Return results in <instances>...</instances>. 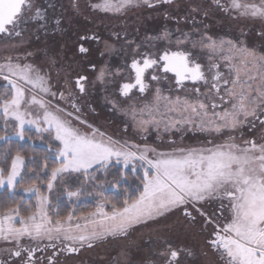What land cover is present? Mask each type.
Wrapping results in <instances>:
<instances>
[{"label":"snow or ice","instance_id":"1","mask_svg":"<svg viewBox=\"0 0 264 264\" xmlns=\"http://www.w3.org/2000/svg\"><path fill=\"white\" fill-rule=\"evenodd\" d=\"M173 2L174 0H156V3L161 4ZM213 2L226 12L234 11L242 17L264 19V0H259V3L250 0H229L227 6L221 0ZM136 3L137 0H102L94 7L105 13H120ZM142 3L148 8L156 6L153 0H142ZM33 9L35 12L30 16L32 20H46L44 9L37 6L35 0H0V35L19 37L21 25L27 22L26 17L33 13ZM196 10L193 8V11ZM54 23L59 26L60 20L56 19ZM260 35L264 36V32ZM114 36L117 40L122 38L120 33H115ZM184 36L187 39V33ZM169 37L170 33L164 31L155 39ZM123 38L127 40L126 36ZM206 39L211 40L210 37ZM79 40L98 41L99 38L85 34L81 35ZM183 42L184 40H177V43ZM202 43L204 47L214 51L222 50L224 44L221 41L220 45H217L214 40ZM228 44L231 45L228 51L233 55L224 58L230 63L239 58L236 53L244 57L241 62L245 66L248 64V57L256 59L253 50L232 41H228ZM105 47L111 49L112 45L106 43ZM88 51L89 48L84 43L79 45L80 53L86 54ZM259 60L264 61V56L259 57ZM257 67L259 71L264 72V63ZM130 68L134 73V82L123 83L120 87V95L125 97L136 88L141 93L145 92L147 87L145 73L150 69L154 70L152 80L161 79L155 74L157 70L165 74L171 73L176 85L181 87L185 81L195 84L205 80L200 64L193 62L189 54L182 50H165L158 57L137 51ZM104 76L105 73L101 70L97 78L103 81ZM255 79V76H249V80ZM0 80L6 81L9 86L6 87L5 93L0 95V113L3 114L6 125L10 120L16 122L14 125L16 137L20 141H25L28 129L35 128L37 133L46 132L59 142V148L52 161L56 166L51 168V174L47 179L48 193L53 191L54 182L64 178V174H82L81 189L90 183L96 184L101 180V175L107 176L113 159L117 165L122 164L123 169L131 166L133 174H137L138 166L143 172L142 177H139L142 185V188L137 189L139 195L135 198L126 195L122 205L110 201L105 196L108 189L104 182L96 184L92 192H87V195L99 198L96 211L88 213L87 217H81L85 220L83 225L79 222L72 224L75 219L74 213L53 220L49 215V195L35 184L26 188L24 191L36 199L33 210L27 215H22L18 206L8 208L0 215V240L15 244L18 249L12 251L11 256L21 257L22 253H26L24 264H34L37 251L51 248L53 252L47 260L48 264H55L59 253H76L85 246L92 248L95 241L125 236L136 226L147 225L167 214L179 211L191 223L199 219L205 228L214 225L211 234L213 238L208 242L220 253L224 264H264V143L244 141V146H241L235 143V137L232 135L245 123L255 127L258 120L264 125V86L253 89L251 84L240 83L237 75L232 84L235 86L239 83L240 91L227 89L232 99L219 97L223 105L231 107L217 111L220 105L213 101L210 118L206 104L200 103L197 108L194 105H187L185 101V110L190 107L200 118L197 128L217 134L226 132L229 134L228 139L211 147L179 148L174 152L165 153L148 147L139 149L135 145L129 146L127 142L120 143L111 137L105 138L104 133L98 134V129L91 125H88L90 131L84 133L73 126L71 120L58 114L66 112L65 109L56 106L55 112L50 111L44 96L51 95L55 99L57 93L51 91L45 76L30 64L13 62L8 58L0 63ZM85 80L86 76H79L75 82L81 94L85 92V85L82 83ZM211 87L219 92L215 83ZM29 89L32 92L30 97L26 96ZM196 91L200 90L197 88ZM38 93L43 95L38 98ZM59 98L64 100L65 94L60 92ZM176 103H180L179 99ZM32 106H38L43 110V126L39 117L30 118L29 109ZM71 107L76 113L80 111L74 102ZM66 115L80 124L87 125V121L72 112H66ZM153 122L159 125V121L149 120H141L140 124ZM26 125L28 129L25 128ZM5 139V136H0V140ZM149 152L152 153L151 158ZM44 159L46 163L41 171H45L47 175L48 157ZM25 167V158L19 152L11 157L8 167L0 166V190H6L14 197L18 184L24 179L22 173ZM123 169L120 171L119 179L111 184L113 189L127 179V173ZM28 171L32 172L33 169L28 168ZM36 176L39 179V172ZM81 189L75 191L65 189L68 200L79 199L83 194ZM109 205L110 210H106ZM25 238L36 244V247L23 246ZM42 241H47L45 248L39 247V242ZM162 255L165 257V264H179L180 251L170 245Z\"/></svg>","mask_w":264,"mask_h":264},{"label":"rangeland","instance_id":"2","mask_svg":"<svg viewBox=\"0 0 264 264\" xmlns=\"http://www.w3.org/2000/svg\"><path fill=\"white\" fill-rule=\"evenodd\" d=\"M221 2L227 6L229 0H221ZM250 2L259 3V0H250ZM153 3H156V0H153ZM193 8L197 10L193 11ZM79 10V12L82 11V9ZM96 25L102 26L105 30L107 38L103 46L107 55H114L117 51L116 49L119 48L116 45L121 44L122 49H124V56L127 52L129 57L134 55L137 51H140V45H142L148 50H182L187 51L192 55H198V53H200L208 58V60L204 59V62L207 64L213 63L210 58H217L216 55L218 52L227 56L229 53L228 49L231 47V45L228 44V41H232L233 43L245 46L250 50L259 52L258 44L261 42L262 37H264L262 35H260L261 37L258 35V33L264 32V19L242 17L234 11H228L227 13L226 11H222V9L218 7L213 0H174L172 4L156 3V6L153 8H148L142 3V0H137L136 4L120 13H106L104 18L99 19L98 23L96 22ZM164 31H168L170 33V37L168 39H155V37L161 36ZM115 33H120L122 38L117 40L114 36ZM185 33H187V39H185ZM124 36L127 37V40L123 38ZM206 37H210L217 45H220V42L223 41V49L214 51L204 47L202 41L204 43L211 42V40H207ZM178 39L184 40V42L177 43ZM127 41H134V43L129 44ZM106 43L111 44L112 48H106ZM136 44L139 45V48H137ZM262 47L264 49V45ZM15 48L16 47H12L9 52V58H11L13 62L17 60L13 57L16 55L15 52H17ZM263 49L261 48L260 50L264 51ZM27 53L29 56V52ZM263 53H261V56H264ZM230 55H233V53ZM235 55L239 58L233 60L228 65L229 70L232 69L234 79L238 75L240 83L246 82L247 84H251L253 89L258 86H264V73L259 71L257 67V65L264 63V61L255 59V62H251V57H248V64L245 66V64L241 62L244 60V57H241L240 59L238 53ZM7 59L8 58H6V60ZM32 67L36 70L34 66ZM47 67L48 68H46L43 73H45V78L49 82L51 91L53 90L52 87L55 86L53 90L55 93L63 91V93L66 94L70 92L71 82L68 78L69 75H67V72L62 71L61 67L55 68L51 65H48ZM101 70L105 73L103 81L107 75L110 77L111 74V70L109 68L101 67L99 72L95 73L92 77L93 79L95 78L93 83H96L97 85H102L103 83V81L97 78ZM230 76L231 75H229V77ZM249 76H255L256 79L249 80ZM111 77H113L112 74ZM228 80L229 79H227V81ZM5 83L6 85L4 87H9L7 86L6 81ZM234 87L240 88L239 83ZM232 88L233 87L231 86L230 89L232 90ZM234 91L236 90L234 89ZM95 94L98 93L96 92ZM31 95L32 92L29 89L26 92V96L30 97ZM158 95L159 99H157ZM226 96L227 99H232V97L228 94H226ZM191 98L192 101L195 100L194 97ZM178 99L180 101L179 104L176 103ZM101 100L103 103L101 102L100 106L104 104V100ZM192 101H186L188 102L187 105L195 106ZM141 102L145 105L146 109H140L138 112V110L133 108L132 114L126 113V123L124 122L125 127H129L131 132L135 134L139 133L141 135L142 133H147L148 136H150L151 133H153L156 138L155 140L151 138L148 140L134 139L126 131H121L119 125L120 123L116 122V119H113L115 122L109 119L110 124H107V120L104 121V119L99 116H91L86 118L87 125H83L79 124L71 117H65L63 114H58L65 119L71 120L73 126L78 127L84 133L90 131L88 125L92 124L91 126L98 129V134H105V138L111 137L113 140L119 141L120 143L127 142L129 146L135 145L138 146L139 149H143L144 147H148L149 149L154 148L157 152L171 153L179 148L189 149L211 147L218 143H224L228 139L229 134L226 132L217 134L215 132L201 131L199 128L195 127V124L199 123L200 118L191 111L190 107L185 110L186 105L184 101L181 100L180 93L174 91L172 84H170L169 101H164L160 97V93H157V89H154L153 96L146 97ZM111 105H113V107H117L113 103H111ZM230 107L231 105L228 106V108ZM149 109H151L150 113ZM29 111L31 113L30 118L36 119L39 117L41 126H43V110L39 109L38 106H32ZM133 113H135V118H133ZM0 115L3 118V114L0 113ZM141 120L159 121V125L154 122L141 125ZM186 120H190L191 122L185 123L184 121ZM176 121H181V123H175ZM12 122L16 123L15 121ZM188 124H190V126H188ZM255 125L257 126L258 124L255 123ZM251 126V124L245 123L232 133L235 137V143L241 146H244V141L254 140L257 144L264 143V127L257 126L256 129H252L250 132L249 129L252 128ZM25 128L28 129V126L26 125ZM187 129H191V131L185 132ZM193 131H196V133L201 131L203 135L206 133L205 139H192L194 137H190L189 135L193 133ZM27 132L34 134L39 138L46 136L51 141L59 145V142L55 141L52 136L46 132L37 133L35 128L28 129ZM180 136H183L184 138H180ZM11 139L23 143L27 141V136L25 141H20L16 137L14 130V135H12ZM117 147H119V144H117ZM132 150H136V148H132ZM56 152L53 153V158ZM149 156L151 158V152H149ZM137 164H139V162H137ZM111 166H115L120 170L123 169V165H117L114 159L111 161L109 167ZM123 170L130 171L132 173L131 166H129L128 169ZM74 174L75 173L64 175ZM137 174L139 177H142L143 175L139 166L137 167ZM20 193L26 198L33 199L34 205L36 204L34 196L26 193L24 190H21ZM45 194H48L47 188ZM64 199L68 203L74 205H76L79 201V199L69 201L66 195ZM31 210H33V208ZM20 211L22 215H27L30 209L20 208ZM95 211L96 209L93 212ZM49 215L53 218V220L56 219L50 213ZM77 222L83 225L85 220L81 219V217H77L72 221V224L74 225ZM222 222L223 221L221 220V223ZM185 223L186 220L181 216L179 211L170 213L164 217L158 218L155 221L149 222L147 225H139L130 229L128 234L123 237H108L102 241H95V248H93V250L86 255L91 257L96 256V259L100 264H131L132 259L134 256H137V254L138 260L140 261L145 259L150 253V255H153L152 258L155 259L154 255H158L157 252L163 244H166V242L170 243V241H172V243L178 242L180 240L181 242H185L192 250L195 251L196 257L192 258V264H218L216 263L215 256L221 257L220 253L216 250H214V252L211 248L207 247L202 240V234H198L196 229L188 223L184 226ZM200 223H202L201 220ZM17 226L19 225L17 224ZM146 237H148V240H146ZM136 243H138L137 254L135 251V247L137 245ZM46 244L47 241L39 242V247ZM23 246L36 247V244L25 238ZM15 250H18L15 244L0 240V264L6 256H9L10 253ZM113 256L115 257L114 260L111 259ZM222 260L224 261L223 258ZM68 261L70 262L71 260ZM64 263L68 262L65 261Z\"/></svg>","mask_w":264,"mask_h":264},{"label":"flooded vegetation","instance_id":"3","mask_svg":"<svg viewBox=\"0 0 264 264\" xmlns=\"http://www.w3.org/2000/svg\"><path fill=\"white\" fill-rule=\"evenodd\" d=\"M101 2L102 0H35L36 5L44 9L46 20H32L30 16L35 12V9H33V13L26 17L27 22L21 25V35L19 37L15 35H0V63L5 62L6 58L10 57L9 52L11 51V48L16 47L15 49L17 52H15L16 55L13 56L17 59L15 62L30 64L43 76H45L43 71L48 68V65L54 66L55 68L61 67V70L67 72V75H69L68 78L71 82V91L65 94L64 100L59 98V93L63 91L56 92L57 96L55 99H53L51 95L44 96L49 110L56 111V106H59L60 108L65 109L66 112H72L74 115L80 116L85 121L88 117L99 116L104 119V121L107 120V124H110V120L114 121L113 119H116V122L120 123L121 131H126L134 139L148 140L151 138L155 140L156 138L153 133H151L150 136H148L147 133H142L141 135L139 133L135 134L131 132L129 127H125L124 124V122L126 123V113L132 114L133 108L138 110V112L140 109L143 110L145 105H143L141 101L146 97H152L154 89H159L160 97L164 101H169L170 84H172L174 91L180 93L181 100L184 102L192 101L191 97H194L195 100L192 102H194L197 108H199L200 103L206 104L208 106L207 110L209 112V118L211 117V104L213 101H216L217 104L220 105L216 110L221 111L224 107H228L229 105H223L219 97L224 95L227 98L226 94H228V92L226 90L230 89L231 86L233 87V91L234 89L237 92L240 91V88H235L232 84L234 77L232 69L229 70L228 67L230 62L224 59L225 55L218 52L216 55L217 58H210L213 63L207 64L204 62V59L208 60V58L203 54L198 53V55H192L185 51L189 54L190 59L193 62L200 64L205 80L198 81L195 84L191 81H185L184 85L181 87L176 85L175 78L169 73L165 74L158 70L155 74L160 76L161 79L159 81L152 80L151 75L154 70L150 69L145 73V83L147 87L144 93L139 92L138 88H136L133 89L127 97L121 96V85L123 83L134 82V73L130 68V64L137 52L129 57L126 52V55L124 56V49H122L121 44H118L116 46L119 48L116 49L117 51L114 55H107L103 46L107 38L105 30L102 26L96 25V22L98 23L99 19L104 18L106 15L105 12L94 7V5ZM78 7L79 9H82L81 12H79L80 10ZM222 11L224 10L222 9ZM56 19L60 20L59 26L54 23V20ZM85 34L89 36L95 35L99 40L80 41L79 37ZM258 35L260 36V33H258ZM81 43H84L85 46L89 48L88 53L83 54L79 52V45ZM263 45L264 37H262L261 42L258 44V51L260 53L253 50L256 53V59H259L261 53L264 52L260 50L261 48L263 49ZM140 48V53L156 57L162 55L164 52L163 49L148 50L142 45H140ZM27 52H29V56ZM230 54L231 53L229 52L227 56ZM241 57L242 56H240V59ZM136 58L139 59L138 56ZM251 62H255V59L252 57ZM101 67L109 68L113 77H111V74L110 77L107 75L102 85H97L96 83H93L95 78L93 79L92 77L95 73L99 72ZM229 75L231 76L229 77ZM79 76L87 77V80L82 81L85 85V92L83 94H81L79 89L75 86L76 79ZM213 77H218V79L214 80ZM227 79L229 80L227 81ZM225 81H227V83H225ZM0 82V95H3L6 89L4 87L6 83L4 80H0ZM214 83L219 88V92L211 87ZM52 88L54 90L55 86ZM197 88L200 90L199 92L196 91ZM53 90L52 92H54ZM96 92L98 94H95ZM41 95L43 94H38V97ZM101 99L104 100V104L100 106V103L102 102ZM73 102L80 108L78 113H76L71 107ZM111 103L115 104L117 107H113ZM66 112H60L59 114L68 117ZM77 122L79 123V121ZM256 123L258 124V127H264V125H261L258 120ZM196 125L197 124H195V127ZM188 126H190V124H188ZM257 126H251L252 128H250L249 131L251 132L252 129H256ZM190 131L191 129L185 130V132ZM189 136L194 137L192 139L204 140L206 133L203 135L201 131L198 133L193 131ZM180 138L184 137L180 136ZM181 216L184 218L183 215ZM187 223L194 227L198 234H202L204 244L214 251L215 249L208 242L213 238L211 234L214 225H208L205 228L203 224L200 223L199 219L195 223L186 220L184 226ZM146 240H148V237H146ZM170 243H172V241H170ZM170 243L166 242V244L162 245L157 252L158 255H154L155 259L152 258L153 255H150V253L142 261L138 260V243H136L135 251L137 256H134L131 264H165V257L162 255V252L166 251L169 245L173 249L180 251V264H190L192 258L196 257L195 251L185 242L179 240L178 242H173L175 244ZM45 246L46 245H43L40 248H45ZM93 248H95V246L92 248L85 246L76 253H59L56 257L55 264H100L98 263L96 256L91 257L86 255L91 252ZM52 252L53 249L51 248H47L45 251H37L34 264H48L47 257H49ZM114 258L115 257L113 256L111 259L114 260ZM215 259L216 263L224 264V261L220 256H215ZM25 260L26 253H22L21 257H13L9 255L3 259L1 264H24ZM68 260L71 261L69 262ZM65 261L68 263H64Z\"/></svg>","mask_w":264,"mask_h":264},{"label":"trees","instance_id":"4","mask_svg":"<svg viewBox=\"0 0 264 264\" xmlns=\"http://www.w3.org/2000/svg\"><path fill=\"white\" fill-rule=\"evenodd\" d=\"M14 125L15 123L9 121L5 124L4 119L0 115V136H5V140H0V166L8 167L10 165L11 157L16 155L17 152L25 158L26 167L23 170V181L18 184L17 191L14 197L9 194L6 190H0V215L8 208H23L32 209L34 206L33 199L26 198L20 193L21 190L29 188L31 185L35 184L40 187L44 193L47 188V179L51 174V168L56 165L52 162L54 160L53 153L59 148V145L51 141L48 137H37L29 132L26 133L27 141L20 143L11 139L14 135ZM38 138V143H37ZM51 150V151H49ZM48 157V168L45 171H41L46 163L45 157ZM28 168H32L33 171L29 172ZM120 169L115 166H111L108 169L107 176L101 175V180L97 181L96 184L104 182L105 187L108 191L105 192V196L112 202L123 204L125 196L135 198L139 195L137 191L138 188H142L140 183L139 175L132 174L130 171H125L127 173V179L121 181L117 188L113 189L111 187L112 183H115L119 179ZM39 172V179H37L36 173ZM83 180L82 174L74 175H64L63 179H58L54 182L55 186L51 193H48L50 204L49 213L56 219L67 217L69 213H74L75 218L87 216L88 213L93 212L96 209L98 197L95 195L89 196L87 192H92L96 187V184L85 185L81 189V181ZM65 189L75 191L81 189L82 195L76 205L70 204L65 201ZM11 197V198H10ZM110 210V205L106 208Z\"/></svg>","mask_w":264,"mask_h":264},{"label":"water","instance_id":"5","mask_svg":"<svg viewBox=\"0 0 264 264\" xmlns=\"http://www.w3.org/2000/svg\"><path fill=\"white\" fill-rule=\"evenodd\" d=\"M171 76H172V74L171 73H169ZM193 83V82H192Z\"/></svg>","mask_w":264,"mask_h":264}]
</instances>
